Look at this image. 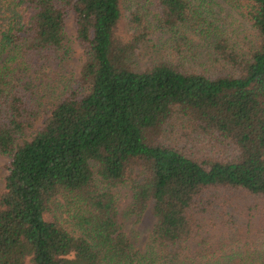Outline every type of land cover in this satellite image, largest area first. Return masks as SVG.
Wrapping results in <instances>:
<instances>
[{
	"label": "trees",
	"instance_id": "trees-1",
	"mask_svg": "<svg viewBox=\"0 0 264 264\" xmlns=\"http://www.w3.org/2000/svg\"><path fill=\"white\" fill-rule=\"evenodd\" d=\"M0 153V264H264V0H0Z\"/></svg>",
	"mask_w": 264,
	"mask_h": 264
},
{
	"label": "rangeland",
	"instance_id": "rangeland-1",
	"mask_svg": "<svg viewBox=\"0 0 264 264\" xmlns=\"http://www.w3.org/2000/svg\"><path fill=\"white\" fill-rule=\"evenodd\" d=\"M191 1L192 3L194 2L196 3V1L198 0H191ZM205 7L206 5L202 6V8ZM148 20L153 22L155 26L157 25V20L155 16H149ZM123 22L125 23L124 20L121 23ZM65 36H66L65 38L66 43L71 51V56L67 63L68 64L67 67L69 68L70 71L68 70L69 73L67 74L66 81L59 82L58 86L54 88V90H58V91L62 89L63 85L67 83L70 78L74 79L79 75L81 68L85 62V55L83 53V50L76 41L74 20H73V15L71 13L67 16L65 21ZM150 37L154 41V43L158 44L160 47H168L169 44L164 41L170 38L171 34L166 32L162 34L160 32H156ZM153 57L154 56L145 54L143 58H141L142 65L146 67L151 62ZM53 96H57V93L48 95L43 100L44 104L41 107L42 114L40 115L38 121L33 124L32 130L25 137L26 139H29L35 133V131L41 126L45 116V112L53 107V104L57 99V97H53ZM7 163H8V157L0 153V193L3 191L4 177L6 175ZM119 196H120V210H121L120 219L123 223L124 229L130 235V237L136 242L137 247L143 249L146 245L147 240L149 239L150 231L155 221V218L151 211V203L148 204V206L140 216H136V215L129 216L126 213V211H128V205L130 203L129 189L125 187L119 189ZM46 218L49 219V216L46 215Z\"/></svg>",
	"mask_w": 264,
	"mask_h": 264
}]
</instances>
